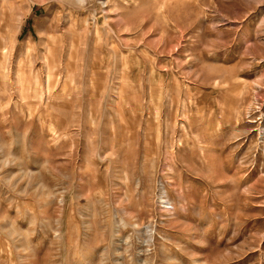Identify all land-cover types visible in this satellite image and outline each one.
<instances>
[{"label":"rangeland","instance_id":"rangeland-1","mask_svg":"<svg viewBox=\"0 0 264 264\" xmlns=\"http://www.w3.org/2000/svg\"><path fill=\"white\" fill-rule=\"evenodd\" d=\"M0 264H264V0H0Z\"/></svg>","mask_w":264,"mask_h":264},{"label":"bare ground","instance_id":"bare-ground-1","mask_svg":"<svg viewBox=\"0 0 264 264\" xmlns=\"http://www.w3.org/2000/svg\"><path fill=\"white\" fill-rule=\"evenodd\" d=\"M72 1L77 2V3H83L86 0H72ZM98 2H100V1H98ZM164 203L169 204V202L167 200L166 201L164 200Z\"/></svg>","mask_w":264,"mask_h":264}]
</instances>
